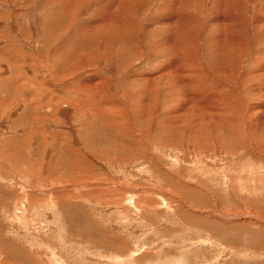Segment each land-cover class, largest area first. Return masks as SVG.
I'll list each match as a JSON object with an SVG mask.
<instances>
[{"label": "rangeland", "instance_id": "1", "mask_svg": "<svg viewBox=\"0 0 264 264\" xmlns=\"http://www.w3.org/2000/svg\"><path fill=\"white\" fill-rule=\"evenodd\" d=\"M0 264H264V0H0Z\"/></svg>", "mask_w": 264, "mask_h": 264}, {"label": "bare ground", "instance_id": "2", "mask_svg": "<svg viewBox=\"0 0 264 264\" xmlns=\"http://www.w3.org/2000/svg\"><path fill=\"white\" fill-rule=\"evenodd\" d=\"M70 1V0H69ZM221 5V7L223 8V6L224 5H226V2L224 1L222 4H220ZM231 6V5H230ZM225 7V6H224ZM233 7V6H232ZM235 7V6H234ZM238 7V6H237ZM229 8V7H228ZM237 8H235V10H236ZM234 10V11H235ZM239 10H240V8H239ZM230 11V10H229ZM237 12V11H236ZM234 13V12H233ZM233 13H228V14H226V12H225V15H221V16H217V17H214L213 18V20H212V22H214L216 25L215 26H217V27H219L220 29H221V32H223V33H225L226 34V36L229 34V31L230 30H232L233 29V27L234 28H237V29H242V25H240V21H239V18H238V16H234L233 15ZM219 14V13H218ZM235 14H237V13H235ZM179 15V14H178ZM220 15V14H219ZM112 18V19H111ZM188 17L186 16L185 17V15H184V17H183V22L184 23H186V19H187ZM115 18H114V16H110L109 15V17H108V20H110V21H112L113 22V20H114ZM188 19H190V17L188 18ZM192 19V18H191ZM242 19V18H241ZM237 21H239L240 23L239 24H234L235 22H237ZM114 23V22H113ZM115 23L117 24V25H120V23H119V21H115ZM182 24V23H181ZM190 24V23H189ZM198 24V23H197ZM257 24V23H256ZM121 26V25H120ZM196 28V27H195ZM182 29H183V32H185L184 33V35L186 36V38H185V41H186V39L190 42V44H192V46L193 47H189L188 46V44H185L184 46H180L179 45V47L177 46V45H175L176 47H177V49H178V52L179 53H181V48L183 47V50H185V54L187 55V56H189L190 55V57H188V59H193V56H194V50L197 48V39H196V37L195 36H197L196 34H195V31H194V29L193 28H191V26H187V25H184L183 27H182ZM223 29V30H222ZM234 30V29H233ZM239 33V32H238ZM231 35V34H230ZM233 35V34H232ZM218 38V37H217ZM195 39H196V41H195ZM225 39H227V37H225ZM225 39H224V41H225ZM234 40V39H233ZM233 40H229V39H227V44L226 45H228L229 47H234L236 44H235V41H233ZM169 41V40H168ZM222 41V40H221ZM222 44V43H221ZM238 44V43H237ZM227 47V46H226ZM229 47H227L226 49H228ZM220 48H222V47H220ZM222 51V50H221ZM230 54H229V56L232 58V54L233 53H231V52H229ZM177 56H178V54H177ZM234 57V56H233ZM223 61H227V60H225V59H222ZM193 63V62H192ZM195 64V63H194ZM225 64V63H224ZM262 69V68H261ZM184 71V70H183Z\"/></svg>", "mask_w": 264, "mask_h": 264}]
</instances>
